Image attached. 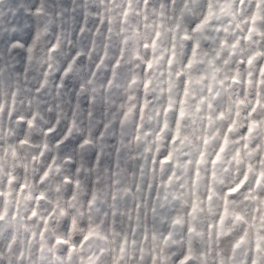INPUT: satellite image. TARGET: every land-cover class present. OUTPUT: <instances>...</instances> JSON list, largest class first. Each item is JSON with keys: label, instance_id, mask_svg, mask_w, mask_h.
<instances>
[{"label": "clouds", "instance_id": "obj_1", "mask_svg": "<svg viewBox=\"0 0 264 264\" xmlns=\"http://www.w3.org/2000/svg\"><path fill=\"white\" fill-rule=\"evenodd\" d=\"M0 264H264V0H0Z\"/></svg>", "mask_w": 264, "mask_h": 264}]
</instances>
